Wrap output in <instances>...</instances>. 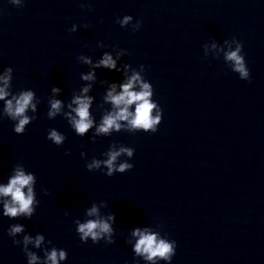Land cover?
<instances>
[{
	"label": "water",
	"instance_id": "95a60500",
	"mask_svg": "<svg viewBox=\"0 0 264 264\" xmlns=\"http://www.w3.org/2000/svg\"><path fill=\"white\" fill-rule=\"evenodd\" d=\"M0 9V69L13 67L14 91L31 87L40 97L24 133L0 119V179L23 163L36 173L40 199L31 219L0 216V264H26L4 231L13 222L66 248L62 264H131L128 230L157 222L177 241L172 264H264V0H25L23 7L0 0ZM124 14L141 19L139 31L114 22ZM72 23L78 28L69 33ZM233 35L243 41L250 81L203 55L202 43ZM98 40L127 49L121 61L145 65L163 109L155 133L92 141L61 116L44 115L53 84L66 99L84 83L79 73L87 66L77 56L98 57L105 50ZM96 74L121 77L106 68ZM102 93L97 82L91 94L99 101ZM49 127L65 134L62 145L46 139ZM111 141L134 147V167L112 176L87 170L85 159L101 158ZM93 200L116 214L111 244L82 243L74 231L73 218Z\"/></svg>",
	"mask_w": 264,
	"mask_h": 264
},
{
	"label": "clouds",
	"instance_id": "9594fccd",
	"mask_svg": "<svg viewBox=\"0 0 264 264\" xmlns=\"http://www.w3.org/2000/svg\"><path fill=\"white\" fill-rule=\"evenodd\" d=\"M15 7H23L25 0H7ZM80 7L91 8V5L80 4ZM2 14V9H0ZM122 28L129 27L132 31H139L142 21L134 20L131 14H124L115 18ZM87 27L85 23L81 25ZM78 25L72 23L66 29L69 33L76 32ZM96 47L105 49L93 59L92 56L80 53L77 60L87 66V71L79 73V79L84 83L78 89H73L68 98L62 99L63 89L53 84L47 97V110L44 115L54 119L57 115L64 118L68 126L78 136H85L89 132V139L95 141L99 136H110L114 132L155 133L162 120L163 109L154 99V87L144 75L145 65H134L121 61L128 50L98 40ZM201 48L205 58H221L224 64L238 74L242 80H251L250 69L247 66L243 41L235 35L218 42L215 38L202 43ZM110 49V50H109ZM119 62V63H118ZM98 68H106L121 73L119 80L109 81L99 79L96 74ZM13 67L5 65L0 69V119L5 117L12 122V130L16 134L24 133L26 126L37 118L40 97L33 88L13 90ZM103 86V93L99 101L91 94L94 84ZM99 111V116L94 111ZM46 139L60 146L66 136L56 127H49ZM70 150L65 148V154ZM135 149L118 141H111L108 147L100 153V157L93 155L85 159V168L89 171L98 170L106 176L123 173L134 167L132 157ZM81 158L86 153L80 152ZM48 189L42 184L39 192L47 194ZM40 204L37 192L36 173L27 169L23 163L16 162L9 169L6 177L0 179V216L10 220L22 217L31 219ZM108 208L105 200H93L83 210L82 216L73 218L74 231L82 243L89 240L92 244L103 241L111 244L115 240L116 214L104 209ZM69 211H64L68 216ZM11 238L13 245L20 247L24 253L26 264H62L67 260L68 251L58 247L51 239H46L43 232L31 234L26 231V225L21 222L8 224L4 230ZM125 243L130 246L132 253L131 264H172L176 253L177 241L168 232L162 231L160 223L135 224L129 230ZM39 250V253L36 251ZM125 264H128L126 261Z\"/></svg>",
	"mask_w": 264,
	"mask_h": 264
}]
</instances>
